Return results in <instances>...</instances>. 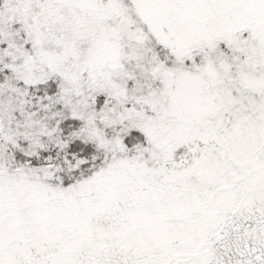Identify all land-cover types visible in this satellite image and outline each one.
<instances>
[{
	"label": "snow or ice",
	"instance_id": "1",
	"mask_svg": "<svg viewBox=\"0 0 264 264\" xmlns=\"http://www.w3.org/2000/svg\"><path fill=\"white\" fill-rule=\"evenodd\" d=\"M0 264H264V0H0Z\"/></svg>",
	"mask_w": 264,
	"mask_h": 264
}]
</instances>
